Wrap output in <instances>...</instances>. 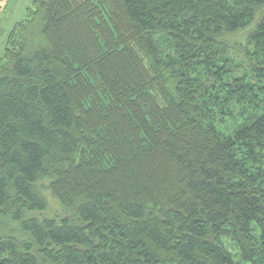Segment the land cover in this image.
I'll list each match as a JSON object with an SVG mask.
<instances>
[{"label": "trees", "instance_id": "1", "mask_svg": "<svg viewBox=\"0 0 264 264\" xmlns=\"http://www.w3.org/2000/svg\"><path fill=\"white\" fill-rule=\"evenodd\" d=\"M26 11L0 63V264H264V0Z\"/></svg>", "mask_w": 264, "mask_h": 264}, {"label": "rangeland", "instance_id": "2", "mask_svg": "<svg viewBox=\"0 0 264 264\" xmlns=\"http://www.w3.org/2000/svg\"><path fill=\"white\" fill-rule=\"evenodd\" d=\"M32 0H0V63H3L1 56L4 53V44L10 31L27 14V8ZM39 192L43 194L49 205L46 215L61 216L68 210L59 202L58 198L51 190V178H41L37 182Z\"/></svg>", "mask_w": 264, "mask_h": 264}]
</instances>
